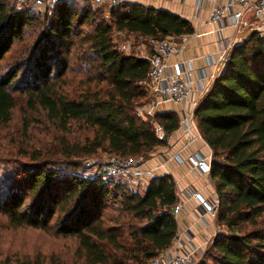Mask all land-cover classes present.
Segmentation results:
<instances>
[{"label": "trees", "instance_id": "16d2710c", "mask_svg": "<svg viewBox=\"0 0 264 264\" xmlns=\"http://www.w3.org/2000/svg\"><path fill=\"white\" fill-rule=\"evenodd\" d=\"M32 25L35 32L25 39ZM114 33L163 40L194 30L175 14L137 3L107 13L69 5L18 13L12 0H0V131L18 93L40 125L53 128L51 151L28 150L26 120L22 137L0 144L14 157L10 174L0 177V214L11 227L53 231L76 246L66 261L16 264H147L177 237L171 176L155 177L141 192L118 178L76 175L84 166L78 161L99 152L144 158L164 147L154 125L167 137L179 128L175 112L136 115L149 98V61L119 51ZM194 119L212 153L216 221L227 231L216 234L197 264H264V44L255 34L232 48ZM56 163L74 174L54 171Z\"/></svg>", "mask_w": 264, "mask_h": 264}, {"label": "built area", "instance_id": "2783aa9c", "mask_svg": "<svg viewBox=\"0 0 264 264\" xmlns=\"http://www.w3.org/2000/svg\"><path fill=\"white\" fill-rule=\"evenodd\" d=\"M207 0H196L197 6H201ZM15 12L25 10H37L39 12H51L61 5L84 4L92 7L106 9L107 13L112 8L121 5L122 0H12ZM215 36L218 52L216 56H206V65L199 72L198 80H192L187 69L190 62H181L168 65L171 57L178 56L183 52V46L178 45L174 37L163 40L149 39L151 54L141 55L149 61V70L144 82L148 91V101L137 107L136 115L143 120L152 119L157 113V108L165 103L171 102L183 106L182 116L179 119V128L184 147H190L196 140L200 139L194 111L204 91L214 80V71L228 61L232 49L230 40L238 37L237 42L242 43L250 35L255 34L264 44V0H213L209 19L207 21ZM229 31V37L225 39L221 32ZM118 50L129 54L131 44L125 42L119 45ZM155 135L159 141H166L163 129L154 125ZM193 131L197 135H193ZM211 156L199 151L182 158L178 153L173 155L179 165H188L190 169L200 175L209 176L211 172ZM147 158H118L111 157L108 161L97 166L98 174L107 178H118L130 186L145 189L148 184L157 177L155 169L144 168ZM191 197L198 204L201 215H209L215 218L218 209V198H206L199 191H194ZM182 210L179 201L173 208L176 216ZM202 254L200 248L194 246L190 241L175 243L174 249L156 257L148 264H197V256Z\"/></svg>", "mask_w": 264, "mask_h": 264}, {"label": "crops", "instance_id": "0c3cea01", "mask_svg": "<svg viewBox=\"0 0 264 264\" xmlns=\"http://www.w3.org/2000/svg\"><path fill=\"white\" fill-rule=\"evenodd\" d=\"M122 2L137 3L157 10H165L187 20L192 25L194 30L192 35L174 37L175 42L183 46V52L178 56L171 57L168 60V65L190 62L187 69L191 79L197 81L200 70L206 65V56H216L218 52L216 36L212 28L207 25L213 0H207L201 6H197L196 0H122ZM221 34L227 39L230 33L228 30H222ZM116 36L120 38L122 36L136 37L123 33H117ZM140 38L149 42L147 38ZM237 40L238 37L230 40L232 48L241 44ZM142 46L144 48L140 51V54L149 56L151 49L146 52L148 48ZM224 67L225 64L217 72L214 69L211 70L214 72V80L222 74ZM211 84L212 82H210L209 87ZM157 109V112H175L180 118L183 106L165 102ZM193 135H197L195 131H193ZM181 137V131H175L167 138L164 147L154 150L146 157L147 161L143 167L155 169L156 176H171L176 186L177 200L182 205V210L175 216L177 237L171 248L165 252L172 251L175 243L179 240L180 243L190 241L194 246L200 248L203 254L220 227L216 217L201 215L198 204L191 197V194L194 191H199L206 198H214L216 195L214 184L210 175H200L190 169L188 165L177 164L172 158L174 154L178 153L184 159L189 154L197 151L210 156L211 151L204 141L197 136L190 147H184Z\"/></svg>", "mask_w": 264, "mask_h": 264}, {"label": "rangeland", "instance_id": "374dc122", "mask_svg": "<svg viewBox=\"0 0 264 264\" xmlns=\"http://www.w3.org/2000/svg\"><path fill=\"white\" fill-rule=\"evenodd\" d=\"M84 4L72 5L75 9L81 11ZM91 7V6H90ZM95 7H92L94 9ZM104 13L106 9L100 8ZM35 13L39 11L33 10ZM40 13V12H39ZM35 32L33 25L28 27L25 39L27 36ZM36 36V34H35ZM37 37V36H36ZM36 37H32L35 40ZM113 41L117 43V46L129 42L131 46V51L129 54H134L136 56H141L140 51L146 48V52L151 49L150 42L145 41L140 37H127L122 36L117 37L116 33L113 34ZM32 38H28L31 40ZM30 42V41H29ZM25 43V40H24ZM18 46H20L18 44ZM15 46L11 55H13L18 48ZM139 50V51H138ZM148 55V54H147ZM15 106L11 113V121L0 131V144L3 145L5 140L8 139H18L22 137V127L23 122H29L31 124L29 139L24 142L27 145L28 150L33 148H42L44 151H51V136L53 135V128L47 130L42 123L41 118H38L27 109L26 97L20 93L14 94ZM35 116V117H34ZM27 138V137H26ZM32 146V147H31ZM46 147V149L44 148ZM114 157L107 153L99 152L96 156L91 157L88 160H80L78 162L83 163L84 166L77 171L76 175L81 176L87 180L93 179L98 175L97 166L103 162L108 161L109 158ZM13 156L8 154L6 149L0 150V177L3 181L10 174L11 168L13 166ZM52 160L55 156L50 157ZM62 161V160H61ZM54 171L60 174H74L75 171L68 168L63 163L57 164L51 167ZM110 178V177H109ZM109 180L108 178H106ZM130 188L134 190L143 189L138 187H133L128 184ZM110 213V212H109ZM220 230L217 233H227L226 228L220 226ZM75 243L69 240H64L53 231L45 232L30 227H11L4 215L0 214V264H16V262L21 260H38L49 263L55 259L61 258L63 261L70 259V255H73L75 251ZM204 254V253H203ZM203 254L197 256V261L200 260ZM148 264V263H147Z\"/></svg>", "mask_w": 264, "mask_h": 264}]
</instances>
